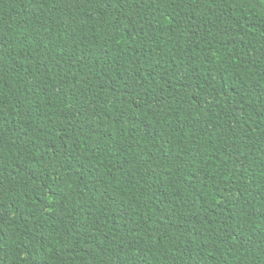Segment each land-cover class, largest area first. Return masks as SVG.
I'll return each mask as SVG.
<instances>
[{"label":"trees","instance_id":"trees-1","mask_svg":"<svg viewBox=\"0 0 264 264\" xmlns=\"http://www.w3.org/2000/svg\"><path fill=\"white\" fill-rule=\"evenodd\" d=\"M0 264H264V0H0Z\"/></svg>","mask_w":264,"mask_h":264}]
</instances>
